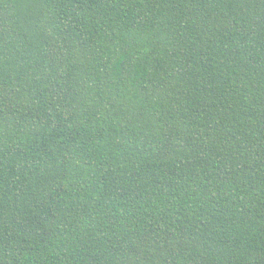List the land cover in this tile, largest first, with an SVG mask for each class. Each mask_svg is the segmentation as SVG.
Listing matches in <instances>:
<instances>
[{
  "label": "trees",
  "instance_id": "16d2710c",
  "mask_svg": "<svg viewBox=\"0 0 264 264\" xmlns=\"http://www.w3.org/2000/svg\"><path fill=\"white\" fill-rule=\"evenodd\" d=\"M0 264H264V0H0Z\"/></svg>",
  "mask_w": 264,
  "mask_h": 264
}]
</instances>
